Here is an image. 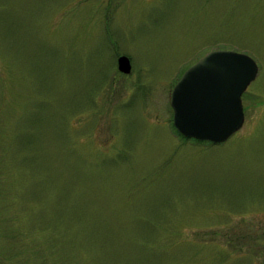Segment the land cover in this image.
Segmentation results:
<instances>
[{"label": "rangeland", "instance_id": "374dc122", "mask_svg": "<svg viewBox=\"0 0 264 264\" xmlns=\"http://www.w3.org/2000/svg\"><path fill=\"white\" fill-rule=\"evenodd\" d=\"M214 49L259 69L221 143L170 105ZM0 264H264V0H0Z\"/></svg>", "mask_w": 264, "mask_h": 264}, {"label": "water", "instance_id": "95a60500", "mask_svg": "<svg viewBox=\"0 0 264 264\" xmlns=\"http://www.w3.org/2000/svg\"><path fill=\"white\" fill-rule=\"evenodd\" d=\"M117 68L129 73L130 59L118 56ZM258 71L255 60L243 51L214 49L201 56L171 91L175 129L199 141H227L244 122L241 96Z\"/></svg>", "mask_w": 264, "mask_h": 264}, {"label": "trees", "instance_id": "16d2710c", "mask_svg": "<svg viewBox=\"0 0 264 264\" xmlns=\"http://www.w3.org/2000/svg\"><path fill=\"white\" fill-rule=\"evenodd\" d=\"M179 134V133H178ZM180 135V134H179ZM184 137V136H183ZM185 138V137H184ZM187 139V138H186ZM194 140H196V139H194ZM207 143H210V142H208V141H206Z\"/></svg>", "mask_w": 264, "mask_h": 264}]
</instances>
